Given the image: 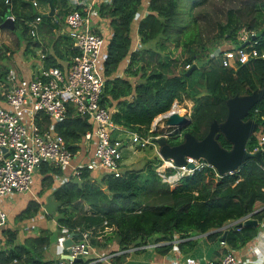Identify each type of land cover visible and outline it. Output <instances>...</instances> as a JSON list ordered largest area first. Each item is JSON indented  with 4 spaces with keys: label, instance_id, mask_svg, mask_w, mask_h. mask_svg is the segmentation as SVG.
<instances>
[{
    "label": "trees",
    "instance_id": "trees-1",
    "mask_svg": "<svg viewBox=\"0 0 264 264\" xmlns=\"http://www.w3.org/2000/svg\"><path fill=\"white\" fill-rule=\"evenodd\" d=\"M51 1L54 6L56 0ZM58 2L62 10L56 14L62 16L70 8L66 0ZM228 3L216 19H210L212 29L205 28L210 21H205L208 14L204 11L209 0H194L188 5L182 0H147L146 3L145 0H107L97 4L98 17L108 19L111 29L107 43L103 44L106 48L99 71L104 80L99 103L113 108L111 118L116 126L155 136L156 132L150 131L153 119L185 95L184 98L192 101L191 121L186 130L201 138L213 119L218 122L224 119L227 98L250 93L264 85V58L250 59L232 68L222 66L210 52L222 40H228L231 46L240 45L235 35L241 27L251 31L257 40L256 47L264 50V0H229ZM197 11L205 13L201 19L195 15ZM9 15L14 25L9 31L15 33L18 29V42L30 39L29 24L38 15L30 2L0 0V23ZM40 18L50 17L40 14ZM132 23L139 43L135 50L130 48ZM165 41L173 43V53L160 49ZM70 50L72 54L77 52L74 48ZM54 51L61 58L58 50ZM126 56L124 75L133 76V81L114 75L118 63ZM185 64L189 67L194 64L196 68L187 73L189 67L184 68ZM44 65L58 66L50 55L45 56ZM1 67L0 80L7 71ZM195 69L200 72L196 84L201 90L188 88ZM246 118L253 119L264 134V95L249 109ZM43 121L47 122L45 118ZM89 125L69 107L64 118L52 124V129L75 152ZM172 134L176 141L168 138L167 142H179L176 130ZM218 142L229 148L221 134ZM245 147L248 151L255 150L254 134L249 136ZM258 149L261 161L248 158L236 170L221 175L205 167L181 177L173 187L157 176L154 170L159 162L157 156L145 163V174L125 168L117 175L104 173L92 178L89 170L83 169L78 180L69 178L52 189L56 202L53 215L59 228L64 226L70 232H75L76 227L92 228L96 238L103 234L107 239H115L121 248L138 244L154 234L159 239L170 240L174 235L184 238L205 233L208 240L215 241L225 231L226 249L234 250L255 233L256 225L241 222L248 216L259 221L264 213V208L252 213L256 202L264 204V142ZM39 171L44 175L43 180L50 183V175L58 169L43 162ZM35 209L36 204L29 201L18 217H26ZM35 241L45 244L47 239L40 234L27 239V245L12 244L0 250V264H44L22 256ZM12 242L10 237L9 243ZM13 259L15 262H11Z\"/></svg>",
    "mask_w": 264,
    "mask_h": 264
},
{
    "label": "built area",
    "instance_id": "built-area-1",
    "mask_svg": "<svg viewBox=\"0 0 264 264\" xmlns=\"http://www.w3.org/2000/svg\"><path fill=\"white\" fill-rule=\"evenodd\" d=\"M29 1L33 7H38V0ZM57 16L63 17L67 34L77 46V52L70 56L64 67L41 65L33 77L20 78L3 87L2 103L0 101V197L29 191L33 173L43 162L53 167H67L75 179L80 178L83 169H97L115 175L122 171L124 143L121 139L111 136L113 130L118 127L111 118L113 108L99 103L104 78L96 68V59L107 38L90 25L88 27L89 18L98 16L96 7L88 4L82 10L72 9L62 16ZM40 19L38 13L30 22L31 35L35 34L36 23ZM235 38L240 45L217 46L211 53L222 66L235 68L250 59L264 58V50L256 47L257 40L251 31L241 27L236 31ZM40 58L42 62L44 54H40ZM188 67V64L184 65V68ZM69 107L90 124L80 138V142L90 146V156L74 165L71 162L76 151L72 152L65 140L52 129V124L64 118ZM174 109H179L176 101L170 110ZM162 114L158 115L157 120H163L162 124H165ZM185 114L189 112L186 111ZM42 117L46 118L49 124L43 125ZM166 128L173 127L165 125V132L162 134L167 136L170 132H167ZM151 130L153 128H150ZM162 134L156 133L152 136L132 132L129 141L140 147L152 146L156 148L158 155L154 139ZM263 142L262 133L257 136L255 149ZM157 157L159 162L154 166V170L159 179L171 187L177 184L181 177L194 171L205 167L215 171L203 158L185 155L184 161L176 164L170 158ZM64 179L58 183H62ZM4 218L5 212L0 207V225ZM74 231L68 232L67 237L72 234V242L65 247V256L58 258L56 264H75V258H84L89 254L92 228L76 227ZM217 264H239V260L232 250H226Z\"/></svg>",
    "mask_w": 264,
    "mask_h": 264
},
{
    "label": "crops",
    "instance_id": "crops-1",
    "mask_svg": "<svg viewBox=\"0 0 264 264\" xmlns=\"http://www.w3.org/2000/svg\"><path fill=\"white\" fill-rule=\"evenodd\" d=\"M49 1L53 10V15L51 17L43 16L50 18L41 19L36 23L34 36H31L28 30V34L31 37L30 39H22L23 41L21 40V42H18L17 34L13 31L10 32V29L7 27H0V55L6 56L8 61L6 65L7 71L0 80L1 103L3 98V87L6 84L20 78L28 79L33 77L38 69H40V66L44 65V59L47 55L51 56V59L58 64V67H64L72 55L70 48L76 49L73 40L70 39L67 34V26L64 24L63 17L58 18L56 14L58 10H62L59 7L60 2L56 0L53 6L52 1ZM101 1L103 0H66V4L70 8L68 11L72 9L82 10L84 6L88 4L94 5L95 8ZM146 2L147 0H145V3ZM38 3L39 5L37 8L33 7L38 13L43 15L49 11V4L46 0H41V2ZM88 23H90L91 27L96 32L103 34L105 38H107V43L111 34L108 19L91 16ZM133 23L130 30L132 34L131 50H135L139 47L136 26ZM102 47L103 57L106 47ZM54 49L58 50L57 53L61 55V58L55 55ZM40 54H44L42 62ZM127 63L128 57L126 56L118 63L114 75L125 77L129 81H133L135 79L133 76L127 77L124 75V69ZM1 66L2 65H0V68H2ZM41 121L43 125H47L48 123V120L44 123L43 117ZM150 128H152L151 125ZM120 130L125 132L128 131L118 126L112 132V134L116 132V135H113V137L119 138L117 135ZM254 131H257L256 134H254L256 138L263 133L258 124ZM128 132L132 134L134 131ZM78 146L71 162L72 165L83 162L90 156V146L83 142H80ZM124 149L130 150V147L123 145L122 152ZM130 151L132 154L128 157L129 162H131L136 155H140L132 151V149ZM151 151L152 153L154 151V155H156L154 147ZM121 167L122 170L125 169L122 163ZM39 168L40 166L35 169L33 173L29 191L22 193L14 192L0 197V207L4 210L7 218V220L0 225V250L8 249L12 244L24 245L27 239H33L43 234L47 239L45 244L35 241L36 244L30 245V248L28 247L27 252L25 254L23 253L22 256H30L31 262L33 260H39L44 262V264H56L58 258H63L65 256L64 251L66 246L63 245V240L67 238V234L70 231L64 226L59 228L56 217L53 215L56 202L52 197V189L61 184V182H58L62 178L67 180V178L71 179L73 177L68 172L67 167H54L58 169V172L50 175L51 181L49 183L47 180H43L44 175L39 171ZM89 172L92 178H97L101 174L107 173L97 169L89 170ZM57 183L58 185H55ZM29 201L35 202L36 209L26 217H18V214L27 206ZM263 208V203L256 202L254 205V210L259 211ZM99 236L100 237L96 238L97 236L94 233L91 234L90 252L84 258H79V260H77L79 264H208L209 262L217 264L223 253L229 250L226 249V245L221 243L219 239L215 241L208 240L205 237V233L191 234L184 238H179L177 235H174L170 240L159 239V237L154 234L140 241L138 244L132 243L125 248H121L115 239H107V236L103 234ZM10 237H13L12 243H9ZM232 251L239 260V264H264V213L261 219L259 221L257 220L255 233L251 239ZM11 262L15 261L12 260Z\"/></svg>",
    "mask_w": 264,
    "mask_h": 264
},
{
    "label": "water",
    "instance_id": "water-1",
    "mask_svg": "<svg viewBox=\"0 0 264 264\" xmlns=\"http://www.w3.org/2000/svg\"><path fill=\"white\" fill-rule=\"evenodd\" d=\"M46 1L49 4V11L43 16H51L53 14L51 4L49 0ZM0 27L13 29L14 25L10 16L4 18L0 23ZM74 47L77 48V46ZM194 68H196V65L193 64L188 68L187 73H190ZM263 95L264 85L259 89L252 90L250 93L227 98L225 100L226 115L224 119L220 122L213 119L209 123L206 134L201 138H197L189 131H185L182 133L183 139L180 142L169 144L165 134L158 136L154 139L158 156L164 159L170 158L176 164L182 163L185 155L203 158L215 169L218 175L236 170L248 158H255L261 161L259 149L248 151L245 144L257 125L253 119L246 118L248 111ZM162 115L164 116L166 127H174L177 133L186 128L191 121L186 114H179L173 110H168ZM220 134L229 143V148H224L219 144L218 136ZM256 211L253 210L252 213ZM241 224L256 225L257 219L248 216ZM70 236L63 240L64 246L71 244ZM224 237L225 231L219 237V241L223 242ZM77 260L79 258L74 259V261Z\"/></svg>",
    "mask_w": 264,
    "mask_h": 264
},
{
    "label": "rangeland",
    "instance_id": "rangeland-1",
    "mask_svg": "<svg viewBox=\"0 0 264 264\" xmlns=\"http://www.w3.org/2000/svg\"><path fill=\"white\" fill-rule=\"evenodd\" d=\"M191 1H194V0H182L183 4H185V5H188ZM228 2H229V0H209V4L206 7L207 9L204 10L205 13L207 12V14H208L205 21H208L210 19H216L218 17L219 13H221V11L224 9V7L229 4ZM205 13H202V12L199 13L197 11V13L195 12V15L201 19ZM89 25H90V23H88V27H89ZM204 25H205V23H204ZM212 26H213V20H210L208 22V24L205 25V28L212 29L213 28ZM90 27H91V25H90ZM15 33L19 34L18 29L15 30ZM161 44H162V47H160V49L163 52H168L169 54L173 53L174 49H173V43L172 42L165 41V42H162ZM231 44L232 43H230L228 40H225V41L222 40L220 43L216 44L215 48H217V46L218 47H220V46H231ZM212 51L213 50H211L210 52H212ZM102 54H103V47L100 48L99 54H98L97 59H96V68L98 70H100V68H101V63H102V58H103ZM7 63H8V61L6 59V56L0 55V65H2L4 68H6ZM199 73L200 72L198 69L194 70V72L192 73V75L190 76V79L188 81V84H189L188 88H191L192 86H194V87H197V89H200V87L197 86V84H196V82H197L196 80L199 76ZM184 97H186V96L184 95L183 98L181 99V101H179V103H177L178 108L180 110L179 114H185L186 111L190 112V110H191L192 101L190 99H187ZM158 117L159 116H157L153 119V121L151 123V127L153 128V131H155L157 134H162V133H164L165 124L164 123L162 124L163 120L158 121L157 120ZM188 117H189V114H188ZM154 122H155V124H154ZM186 128H184L180 133H177V135L182 136V133L187 131ZM175 130L176 129L173 127V128H168L166 131L173 133ZM176 132H177V130H176ZM256 132L257 131H253L252 134H256ZM113 135H116V132H114V134L111 133V136H113ZM172 135H174V134H172ZM117 136L119 137V139H121L124 142V146L130 147V150L132 149V151H134L135 153L140 154V155H136L135 157H133L132 161L129 162L128 157L132 154V152L129 149H124L122 152V159H121V163H122L123 167L141 170V173L145 174L146 170H147L145 163L149 162L148 160H150L156 156V155H154V151H153V153L151 151L153 149V147L152 146L140 147V146H136L134 143H131L129 141L130 137H131V133L128 131L125 132V131L120 130L119 134ZM176 139L179 140V139H183V138H177L176 137ZM245 146H246V144H245ZM154 150L156 152V148ZM151 156H153V157H151ZM153 166H152V168H153ZM32 202H34V201H32ZM6 220H7V218L5 216L4 222Z\"/></svg>",
    "mask_w": 264,
    "mask_h": 264
},
{
    "label": "flooded vegetation",
    "instance_id": "flooded-vegetation-1",
    "mask_svg": "<svg viewBox=\"0 0 264 264\" xmlns=\"http://www.w3.org/2000/svg\"><path fill=\"white\" fill-rule=\"evenodd\" d=\"M177 137H178V138H182L181 135H177ZM168 138H171L170 140L173 141V142L176 141L174 135H170V134H169V135L167 136V139H168ZM181 140H182V139H180V141H181ZM180 141H179V142H180ZM177 143H178V142H177Z\"/></svg>",
    "mask_w": 264,
    "mask_h": 264
},
{
    "label": "clouds",
    "instance_id": "clouds-1",
    "mask_svg": "<svg viewBox=\"0 0 264 264\" xmlns=\"http://www.w3.org/2000/svg\"><path fill=\"white\" fill-rule=\"evenodd\" d=\"M175 101H176V100H175ZM176 102H177V101H176ZM173 103H174V101H173ZM177 103H179V102H177ZM171 107H172V105H171ZM171 107L169 108V110L171 109ZM167 111H168V110H167ZM165 112H166V111H165ZM163 113H164V112H163ZM189 113H190V112H189ZM161 114H162V113H161ZM161 114H159V115H161ZM186 115L188 116V114H186ZM157 116H158V115H157ZM157 116H156V117H157ZM167 136H168V135H167ZM167 136H166V137H167ZM156 146H157V145H156ZM157 156H158V155H157Z\"/></svg>",
    "mask_w": 264,
    "mask_h": 264
},
{
    "label": "bare ground",
    "instance_id": "bare-ground-1",
    "mask_svg": "<svg viewBox=\"0 0 264 264\" xmlns=\"http://www.w3.org/2000/svg\"><path fill=\"white\" fill-rule=\"evenodd\" d=\"M174 111H177L178 113L180 112V110H179V109H178V110H177V109H176V110L174 109ZM182 111H183V110H182Z\"/></svg>",
    "mask_w": 264,
    "mask_h": 264
}]
</instances>
